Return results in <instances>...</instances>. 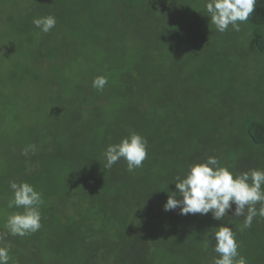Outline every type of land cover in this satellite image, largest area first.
Instances as JSON below:
<instances>
[{
    "label": "trees",
    "instance_id": "1",
    "mask_svg": "<svg viewBox=\"0 0 264 264\" xmlns=\"http://www.w3.org/2000/svg\"><path fill=\"white\" fill-rule=\"evenodd\" d=\"M204 5L0 0V235L23 211L7 207L10 182L43 201L37 232L6 237L10 264H211L204 237L221 225L247 264H264V218L241 231L243 217L163 210L176 177L209 156L233 173L264 169V93L250 99L237 71L264 59V0L238 32L216 31ZM48 15L43 33L32 21ZM131 132L147 140L143 166L104 168Z\"/></svg>",
    "mask_w": 264,
    "mask_h": 264
},
{
    "label": "clouds",
    "instance_id": "2",
    "mask_svg": "<svg viewBox=\"0 0 264 264\" xmlns=\"http://www.w3.org/2000/svg\"><path fill=\"white\" fill-rule=\"evenodd\" d=\"M256 0H205V10L210 24L216 31L224 33L229 27L240 31V25L249 20L255 11ZM35 28L43 33L50 32L56 26V18L52 15L36 17L32 21ZM108 83L106 76H97L92 81L93 88L102 91ZM35 151V145L24 149V155ZM147 140L138 133L131 132L119 143L110 144L103 152L104 168L111 169L123 159L129 171L143 166L147 159ZM176 191L170 192L163 205L165 212L179 209V214L208 215L216 221L226 217H243L241 231L250 228L257 216L264 218V169H251L243 173H233L222 167L215 156H209L204 162L189 167L183 177L177 176ZM12 197L7 207L23 209L7 216L4 224L6 232L0 235V264H10L11 245L6 242L8 235L24 237L37 232L41 228L42 204L41 193L27 183L10 182ZM233 205L235 206L233 210ZM258 206V207H257ZM229 212L232 213L229 216ZM205 234V248H209L211 240L215 246L211 250L216 253L211 264H247V260L239 252V243L231 227L221 225Z\"/></svg>",
    "mask_w": 264,
    "mask_h": 264
},
{
    "label": "rangeland",
    "instance_id": "3",
    "mask_svg": "<svg viewBox=\"0 0 264 264\" xmlns=\"http://www.w3.org/2000/svg\"><path fill=\"white\" fill-rule=\"evenodd\" d=\"M247 59H249V61H245V64H242L241 67L237 69V71L241 73V75L246 79V86H248V88L246 87L247 91L245 90L244 92L248 94L250 93V99L255 93H257L258 98L261 93H264V78L262 79V77H264V59H256L252 57ZM245 100H248V106H255V101L249 99Z\"/></svg>",
    "mask_w": 264,
    "mask_h": 264
}]
</instances>
